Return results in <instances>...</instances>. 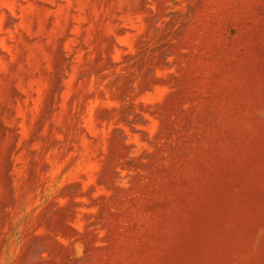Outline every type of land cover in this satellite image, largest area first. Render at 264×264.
Returning a JSON list of instances; mask_svg holds the SVG:
<instances>
[{
  "label": "rangeland",
  "instance_id": "1",
  "mask_svg": "<svg viewBox=\"0 0 264 264\" xmlns=\"http://www.w3.org/2000/svg\"><path fill=\"white\" fill-rule=\"evenodd\" d=\"M0 264H264V0H0Z\"/></svg>",
  "mask_w": 264,
  "mask_h": 264
}]
</instances>
